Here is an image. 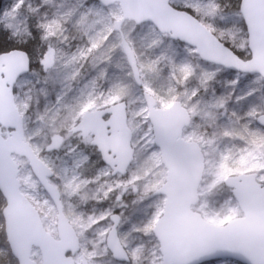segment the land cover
<instances>
[{
    "label": "snow or ice",
    "instance_id": "6c2138e0",
    "mask_svg": "<svg viewBox=\"0 0 264 264\" xmlns=\"http://www.w3.org/2000/svg\"><path fill=\"white\" fill-rule=\"evenodd\" d=\"M0 264H264V0H0Z\"/></svg>",
    "mask_w": 264,
    "mask_h": 264
}]
</instances>
